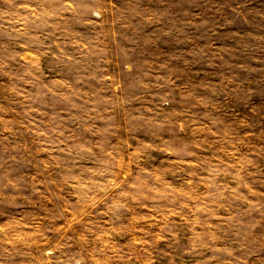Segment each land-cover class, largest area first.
Here are the masks:
<instances>
[{
    "label": "rangeland",
    "instance_id": "1",
    "mask_svg": "<svg viewBox=\"0 0 264 264\" xmlns=\"http://www.w3.org/2000/svg\"><path fill=\"white\" fill-rule=\"evenodd\" d=\"M0 264H264V0H0Z\"/></svg>",
    "mask_w": 264,
    "mask_h": 264
}]
</instances>
